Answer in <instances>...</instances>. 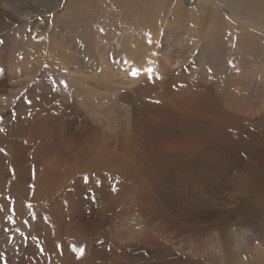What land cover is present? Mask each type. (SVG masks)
Returning <instances> with one entry per match:
<instances>
[{
    "label": "rangeland",
    "instance_id": "374dc122",
    "mask_svg": "<svg viewBox=\"0 0 264 264\" xmlns=\"http://www.w3.org/2000/svg\"><path fill=\"white\" fill-rule=\"evenodd\" d=\"M221 2L218 15L195 29L175 26L188 31L177 45L192 58L189 65L153 61L164 45L150 49L162 34L151 23L167 25L159 5L0 0V143L18 170L6 187L0 167V264H264V15L247 9L246 0ZM245 11L261 20L258 27L242 22ZM152 12L157 19L147 23L144 15ZM203 40L205 59L194 64V45ZM166 51L158 53L161 62ZM188 86L200 87L197 96L187 94ZM179 110L189 122L219 117L227 125L213 128L217 133L204 143L207 126L196 124L202 145L189 165L172 168L174 157L157 153L173 172H142L120 155L128 138L156 128L153 118L165 111L163 127L173 128L169 120L181 119ZM14 131L16 142L7 137ZM62 137L72 138L65 154L84 137L98 156L65 157L81 166L78 173L59 171L53 184L47 181L46 191L59 197L76 184L88 188L79 201H64L71 219L49 213L54 201L45 194L41 162L28 151L19 159L14 149L42 138L60 145ZM104 185L115 190L111 204L98 202Z\"/></svg>",
    "mask_w": 264,
    "mask_h": 264
},
{
    "label": "bare ground",
    "instance_id": "6f19581e",
    "mask_svg": "<svg viewBox=\"0 0 264 264\" xmlns=\"http://www.w3.org/2000/svg\"><path fill=\"white\" fill-rule=\"evenodd\" d=\"M126 3H130L131 1L134 3L137 2H144V4L150 8L154 9L156 6H160L161 8V14L159 16L161 19L166 18V28H159L157 23H151L154 21V12L145 14V20L147 23H151L152 28H157L162 30V34L159 35V37L151 42L150 49H157L154 56V62L155 63H169L170 60H174L177 62V64L180 63H187L190 65V62L192 61V58L181 54L178 50L184 49V46L177 45L179 44L178 39L180 37L188 35V31L186 30L185 26H179L175 27L177 25H182L184 23L192 24L193 29H195V23L204 20L208 18L209 16L218 15L216 12V6H220L217 4V0H125ZM247 2V9H254L257 8V14L256 15H264V0H246ZM221 5L223 6V0L221 2ZM257 5V7L255 6ZM221 7V6H220ZM250 9V10H251ZM244 19L243 23L247 26L258 27L261 23V20L256 19L253 21V18H249V14L247 11L243 12ZM157 19V18H155ZM172 20V21H171ZM221 24L226 25L227 22L223 21ZM163 25V24H161ZM168 27V28H167ZM175 27V28H174ZM173 28V29H169ZM242 29H246L244 26H242ZM194 30L191 31V33ZM152 33H158L157 30H153ZM132 36L133 34L130 33ZM165 37V38H164ZM172 37H175L173 39ZM164 38V39H163ZM209 46V42L206 40L198 41L194 45V64H199L202 61H204L203 57V51ZM166 47L168 51H166L167 59H165L163 62L159 60L158 53L163 48ZM136 56L132 55L129 58V61L135 62ZM23 67V65L21 66ZM186 67V66H185ZM181 68L183 69L185 68ZM24 68V67H23ZM181 71V72H182ZM177 74L181 73L176 71ZM157 76H150V80L158 79ZM200 87L197 86L195 88L188 86L187 88V94H193L196 95L199 92ZM204 107H206V103H204ZM180 111V110H179ZM180 112H183V116L181 119H170L169 122L173 128H164V124L166 123V119L169 118L167 115V111L163 113V118L161 116H157L153 118V122L156 126V128H141L140 135H133L125 142V144L122 146L120 155L125 157L126 159L134 162L137 164L138 168L142 172H146V170L149 172L151 170H157L162 168V172L164 173V170L171 171L169 165L170 160L166 159L168 162V169H165L164 166L167 163L166 161H163L164 156L174 157L173 161L175 163L172 168H177L178 166H185L189 165L194 161L193 152L197 151L201 147V140L198 138L200 133L202 132V128H197L196 124L199 122H203L207 127L206 131L208 133V139L204 142L206 143L210 139H212L215 134L217 133V129L213 128H219L220 126L227 125V122L219 117H216L215 120L212 122H209L205 118H199L194 119L189 122L187 119V111L181 110ZM171 116V115H170ZM161 118V119H160ZM36 119V118H35ZM220 124V126H219ZM10 136L14 140L12 142H16L15 139L18 138L17 131H14L13 134L8 133L7 137ZM26 138V141H30L29 136L25 137V135L22 136V140ZM89 138H97L96 136H91ZM85 138L83 137V141H79L77 143L75 151H71L65 154L64 147H68V143L72 141L71 137H62L59 140L60 145L53 144L52 142H47L43 138L41 139V142H37V140H32L31 142L27 143L25 141V146H21V143L17 144L14 143V149L16 151L17 158H23L27 151L30 155L36 156L37 161L41 162L42 164V170L39 173V176L41 178H45V191L47 186V181L50 184H53L52 178L54 175L60 171L62 174L63 172H71L73 174H77L80 170L81 166H77L74 164H71L67 158L65 157H76L79 161L81 160L84 162V160H96L98 159L97 154L95 153L94 149H92L89 145H86ZM203 143V144H204ZM164 144L165 150L163 151L159 147ZM6 145V142L0 143V149ZM162 153L163 157H159L157 153ZM63 155V156H61ZM21 163L20 167L23 169L27 166V161L20 160ZM59 166H62L63 168H59ZM0 167L3 170V182L4 185L7 187L12 183V181H17L18 179V170L11 168L9 164L7 163V157L6 154L3 151H0ZM32 172L37 176L38 174L32 170ZM12 175L13 178H9V176ZM76 180L71 182L72 184ZM119 182V181H116ZM123 181L119 182L122 183ZM40 186V185H39ZM67 188V187H66ZM103 191L105 193L102 195V199H99L97 197L99 204H111L112 201L115 200V190L110 192V187L108 185L103 186ZM63 190V189H62ZM61 191V190H59ZM88 192V188H79V185H74V192L70 194V192H67V189H65L59 197L57 194V191L51 192L46 191L45 194L48 197L50 194L52 200L54 201L52 207L53 210L49 213L52 214L55 212L57 213H65V215L71 219L72 218V208L69 204H64V201L67 202H73V201H79L84 194ZM34 197V196H33ZM114 209V208H113Z\"/></svg>",
    "mask_w": 264,
    "mask_h": 264
},
{
    "label": "snow or ice",
    "instance_id": "6c2138e0",
    "mask_svg": "<svg viewBox=\"0 0 264 264\" xmlns=\"http://www.w3.org/2000/svg\"><path fill=\"white\" fill-rule=\"evenodd\" d=\"M0 43H3V41L0 40ZM147 71H148L149 73H151L153 70H152V69H148ZM131 75H132L134 78L137 77V76H139V75H140V70L137 69V70L132 71V72H131ZM0 151H2V149H0ZM29 208H31V205H29ZM78 251L80 252L81 256L84 254V249H83V248L79 249Z\"/></svg>",
    "mask_w": 264,
    "mask_h": 264
}]
</instances>
